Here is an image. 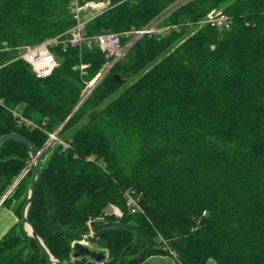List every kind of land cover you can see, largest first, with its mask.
I'll list each match as a JSON object with an SVG mask.
<instances>
[{
    "label": "trees",
    "instance_id": "16d2710c",
    "mask_svg": "<svg viewBox=\"0 0 264 264\" xmlns=\"http://www.w3.org/2000/svg\"><path fill=\"white\" fill-rule=\"evenodd\" d=\"M96 1L109 6L86 22V39L166 13L179 29L144 36L77 108L107 61L98 44L54 45L59 66L41 79L17 58L25 45L66 38L71 0H0V136L19 132L43 148L46 130L64 123L68 143L45 150L28 220L68 264H127L170 249L182 264H264V0ZM212 10L230 28L200 26ZM15 107L46 119L45 130L18 126ZM31 159L21 140L3 142L0 198ZM32 172L3 201L18 200L20 220L0 240V264H50L21 222ZM128 189L142 212H129ZM112 204L122 216L107 212ZM89 222L108 250L102 262L72 255Z\"/></svg>",
    "mask_w": 264,
    "mask_h": 264
},
{
    "label": "built area",
    "instance_id": "2783aa9c",
    "mask_svg": "<svg viewBox=\"0 0 264 264\" xmlns=\"http://www.w3.org/2000/svg\"><path fill=\"white\" fill-rule=\"evenodd\" d=\"M108 6L109 1L71 0L70 8L74 17L76 18V23L67 31L66 38L59 39V37H56L38 44L25 45L22 48L20 54L17 56V58H20L29 64L36 78L41 79L50 76L59 66V60L52 51L54 45L62 43L64 49H66L68 46H81L85 41H87L89 44H98L101 50L104 52L107 61L98 71V73L86 83L77 108L91 96L95 88L105 79L115 64L123 59L130 49L144 36L160 39L168 35L173 29H179L177 24L165 23L164 19L169 15V13H166L157 16L140 28L132 27L122 32L109 31L93 36L90 39H86L83 34L85 24L94 16V13L88 14L89 11L95 10L96 13H100ZM231 22V17L224 11L212 10L203 20L199 22V25L201 26L203 24H209L211 26L218 27L219 29H228L231 26ZM82 67H84V65H82ZM9 110L18 126H25L32 131L37 129L45 130V125L47 123L46 119L41 123H37L26 117L20 107L9 108ZM63 127L64 123H61L53 131L46 130L48 134V140L43 147L44 151L51 146L55 147L57 145H62L65 148L68 147L67 141H65L60 135ZM33 162L34 159L32 158L26 168L13 180V182L1 196L0 204H2L4 199L12 193L21 179L26 176L29 169L33 166ZM125 201L130 213L135 214L143 211L140 204V196L135 194L133 190L128 189L125 191ZM109 208H111L110 211L114 215H123V212L119 206L112 204ZM205 213L206 211H204V214ZM160 241L164 242V246L168 247L166 241L162 237H160ZM170 252L175 254L172 249H170Z\"/></svg>",
    "mask_w": 264,
    "mask_h": 264
},
{
    "label": "water",
    "instance_id": "95a60500",
    "mask_svg": "<svg viewBox=\"0 0 264 264\" xmlns=\"http://www.w3.org/2000/svg\"><path fill=\"white\" fill-rule=\"evenodd\" d=\"M114 79L116 81L119 80L120 79L119 75L115 74ZM10 138H15V139H18V140H21L22 142H24L28 148L29 153L31 154L32 158L34 159L33 172H32L30 183H29V194H28L26 202L24 203V205L22 207L21 222L23 223L28 234L36 240L38 246L40 247V249L43 251V253L48 258L50 264H68L65 262H61L52 256V254L50 253V251L48 250V248L44 244L43 240L41 239L39 234L36 232L34 226L32 225V223L27 218V210H28V207H29L30 203L32 202L34 194H35L36 181H37L38 175H39L40 170H41L42 160L45 156V151L43 148L36 147L34 145V143L27 136H25L19 132H10V133H6V134H3L2 136H0V147L5 140L10 139ZM52 218H53L54 223L57 224L58 220H57V217L55 214H52ZM115 224H119V222L112 223L110 225H115ZM28 227H30V230L28 229ZM140 237H141V232L139 231L136 242L139 241ZM146 254H147V252L145 250L137 258H133V259L129 260L127 264H138V263H140L146 257ZM73 256L76 258L77 257H90L91 259H95L97 262H102L106 258V253H105V250H100V251L92 250L89 246L84 245L80 242H76L74 245Z\"/></svg>",
    "mask_w": 264,
    "mask_h": 264
},
{
    "label": "crops",
    "instance_id": "0c3cea01",
    "mask_svg": "<svg viewBox=\"0 0 264 264\" xmlns=\"http://www.w3.org/2000/svg\"><path fill=\"white\" fill-rule=\"evenodd\" d=\"M17 202L18 200L14 199L9 204H3V203L0 204V240L9 230L14 228L20 220L14 208ZM209 260H213L214 264H216L214 259H208L207 262ZM138 264H182V263L178 260L175 254L171 252H167V253H152L150 255H147Z\"/></svg>",
    "mask_w": 264,
    "mask_h": 264
},
{
    "label": "flooded vegetation",
    "instance_id": "af4514ba",
    "mask_svg": "<svg viewBox=\"0 0 264 264\" xmlns=\"http://www.w3.org/2000/svg\"><path fill=\"white\" fill-rule=\"evenodd\" d=\"M12 194V193H11ZM11 194L9 195V196H11ZM109 214H113L111 211H110V209L108 208V211H107ZM76 242H80V243H82V244H84V245H87V246H89L91 249H92V247H91V244L92 243H95V244H97L98 245V243H97V241H96V235H95V231H94V228H93V226H92V224L89 222L88 223V227L85 229V233L82 235V237L80 238V239H77L76 241H74V244H73V246L75 245V243ZM98 251H100V250H102L99 246H98ZM73 252H74V249H73ZM105 253H106V258L105 259H107L108 258V250H105ZM72 255H73V253H72ZM74 257V256H73ZM86 258H88V259H90V260H95V259H91L90 257H86ZM96 261V260H95Z\"/></svg>",
    "mask_w": 264,
    "mask_h": 264
},
{
    "label": "rangeland",
    "instance_id": "374dc122",
    "mask_svg": "<svg viewBox=\"0 0 264 264\" xmlns=\"http://www.w3.org/2000/svg\"><path fill=\"white\" fill-rule=\"evenodd\" d=\"M90 13H91V14H93V13L96 14L95 10H91V11H89L88 14H90ZM94 16H95V15H94ZM90 80H91V79H90ZM90 80H89V81H90ZM89 81H88V82H89ZM21 109H22V108H21ZM51 147H53V146H51ZM51 147L47 150V152H49V150L51 149ZM47 157H48V156H46V158H45L44 161H43L44 164L47 163ZM109 209H111V208H109ZM91 247H92V250H98V249H99V248H98V245L95 244V243H92V244H91ZM206 264H214V261H213V260H209Z\"/></svg>",
    "mask_w": 264,
    "mask_h": 264
},
{
    "label": "bare ground",
    "instance_id": "6f19581e",
    "mask_svg": "<svg viewBox=\"0 0 264 264\" xmlns=\"http://www.w3.org/2000/svg\"><path fill=\"white\" fill-rule=\"evenodd\" d=\"M28 229L30 230V227H28Z\"/></svg>",
    "mask_w": 264,
    "mask_h": 264
}]
</instances>
